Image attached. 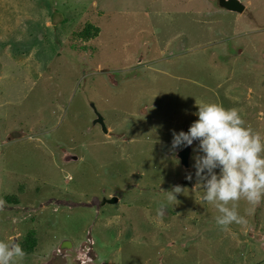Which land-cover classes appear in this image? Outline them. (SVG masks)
I'll list each match as a JSON object with an SVG mask.
<instances>
[{
	"label": "rangeland",
	"instance_id": "rangeland-1",
	"mask_svg": "<svg viewBox=\"0 0 264 264\" xmlns=\"http://www.w3.org/2000/svg\"><path fill=\"white\" fill-rule=\"evenodd\" d=\"M241 1L0 0V240L18 264H77L88 240L94 264H264V199L222 229L192 148L188 169L171 149L197 103L264 136V0Z\"/></svg>",
	"mask_w": 264,
	"mask_h": 264
},
{
	"label": "clouds",
	"instance_id": "clouds-1",
	"mask_svg": "<svg viewBox=\"0 0 264 264\" xmlns=\"http://www.w3.org/2000/svg\"><path fill=\"white\" fill-rule=\"evenodd\" d=\"M197 106L198 111L193 114L197 119L187 131L172 130L171 149L192 148L194 176L197 185L204 189L202 199L215 205L220 214L216 223L227 230L233 223L247 222L235 202L243 198L255 206L264 199V136L246 125L237 108L218 103ZM186 179L191 181L193 172L189 171ZM182 191L180 186L174 187L168 192V199H176ZM251 212V208L246 209V215ZM59 252L62 254V249ZM67 252L64 259L69 257ZM76 253L75 262L79 264ZM24 256L18 241L0 240V264H18Z\"/></svg>",
	"mask_w": 264,
	"mask_h": 264
},
{
	"label": "water",
	"instance_id": "water-1",
	"mask_svg": "<svg viewBox=\"0 0 264 264\" xmlns=\"http://www.w3.org/2000/svg\"><path fill=\"white\" fill-rule=\"evenodd\" d=\"M219 7L221 9H224L229 12L237 13V14H243L246 11V5L241 0H219ZM92 108L94 109L95 117L96 119L93 122L94 126H100L102 131L107 134L108 130L105 125L104 119L102 115L97 111L94 105H92ZM190 156H191V148H185L181 152L178 153V159L181 162V165L185 167L186 169L189 168L190 164ZM118 200L116 198L109 199L105 201L104 203L107 204H113L116 203ZM73 247L72 243L69 241L63 242L61 245L62 250H71Z\"/></svg>",
	"mask_w": 264,
	"mask_h": 264
},
{
	"label": "built area",
	"instance_id": "built-area-1",
	"mask_svg": "<svg viewBox=\"0 0 264 264\" xmlns=\"http://www.w3.org/2000/svg\"><path fill=\"white\" fill-rule=\"evenodd\" d=\"M89 243V240H88ZM83 245L76 253V260L79 264H90L94 262V251L91 246H93V242H90L91 246Z\"/></svg>",
	"mask_w": 264,
	"mask_h": 264
},
{
	"label": "trees",
	"instance_id": "trees-1",
	"mask_svg": "<svg viewBox=\"0 0 264 264\" xmlns=\"http://www.w3.org/2000/svg\"><path fill=\"white\" fill-rule=\"evenodd\" d=\"M100 34V31H99V28L93 26V25H86V27L84 28V30L82 32H80L79 37L81 38H86L89 42L96 39L99 34ZM83 46V45H82ZM88 47L84 46L83 47V50L86 51ZM28 242H32V241H27ZM29 248H26L27 250L31 248V250L34 248V245L32 247H30L29 245H27Z\"/></svg>",
	"mask_w": 264,
	"mask_h": 264
}]
</instances>
